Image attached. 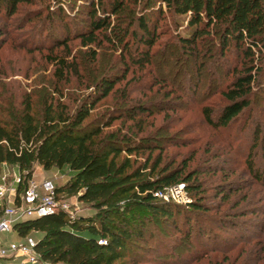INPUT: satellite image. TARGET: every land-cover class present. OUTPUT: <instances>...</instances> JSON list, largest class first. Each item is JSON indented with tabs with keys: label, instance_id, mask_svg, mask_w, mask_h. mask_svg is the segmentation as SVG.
<instances>
[{
	"label": "rangeland",
	"instance_id": "374dc122",
	"mask_svg": "<svg viewBox=\"0 0 264 264\" xmlns=\"http://www.w3.org/2000/svg\"><path fill=\"white\" fill-rule=\"evenodd\" d=\"M91 1L62 0L52 5V0H30L19 4L10 16L0 9V116L8 119L23 109L25 101L40 124L46 106H52L53 114L62 109L70 112L100 76L118 78L111 92L94 105L87 123L97 127L99 121L101 125L108 116L115 117L102 130L125 134L141 146L117 156V162L128 159L130 168L147 158L151 166L159 158L155 173L164 167H185L184 172L196 169L205 209L196 216L183 212L174 223L143 212L148 216L143 237L128 241L129 250L117 264H264V183L248 171L246 164L252 148L255 166L259 171L264 167V143L253 136L256 125L262 130L259 136L264 135V74L250 105L228 127L213 128L204 122L201 107L216 109L225 103L220 91L234 76L232 70L239 67L241 55L232 48L223 55L213 49L194 60L181 50L176 38L185 35L183 17L165 9L159 0H151L146 7L128 3L118 17L111 16L115 23L142 14L148 26H156L159 36L150 61L138 67L129 61L127 52L122 54L101 36L98 45H83L76 37L86 32ZM57 26H70L71 39L66 47L50 50L54 41L46 34L64 37ZM131 26L139 31L136 21ZM43 27L40 39H31L29 33ZM54 55L64 56L71 66L60 80L51 62ZM137 104L149 107L150 113H135L134 117L123 113ZM148 146L154 148L149 150ZM31 165L35 180L52 179L56 187L74 177L67 166L43 169L36 161ZM7 172L12 181L19 173L17 165L3 163L0 173ZM189 196L193 197L186 193ZM56 197L67 212L83 216L97 213L90 204L78 200L77 194L58 192ZM184 216L190 219L189 231ZM134 217L140 219V212L135 211ZM104 220L109 222L113 217ZM219 220H224V225H219ZM199 226L203 232L197 236ZM26 235L38 240L42 233L30 230ZM2 237L17 239L15 232Z\"/></svg>",
	"mask_w": 264,
	"mask_h": 264
},
{
	"label": "trees",
	"instance_id": "16d2710c",
	"mask_svg": "<svg viewBox=\"0 0 264 264\" xmlns=\"http://www.w3.org/2000/svg\"><path fill=\"white\" fill-rule=\"evenodd\" d=\"M28 1L0 0V9L10 16L19 4ZM61 1L52 0V5ZM150 1H91L88 25L84 28L86 32H80L76 37L83 45H98L101 36L112 47L120 49L122 54L127 52L132 64L144 66L150 61L152 46L159 36L156 26H148L142 14L136 17L129 15L127 22L122 20L115 23L111 16L118 17L128 3L146 7ZM159 1L174 15L183 17L185 35L176 38L181 50L194 60L213 49H218L223 55L232 48L241 55L239 67L232 70L234 76L220 91L225 103L216 109L201 107L206 124L213 128L228 127L250 105L251 95L261 83L260 76L264 74V0ZM49 8L47 6L46 10ZM31 19L28 18L29 21ZM135 21L139 31L131 26ZM57 27L64 37L58 39L46 34L54 41L48 47L50 50L66 47L71 39L70 26ZM43 30L44 27L41 31L37 29L29 33L31 39L36 36L35 39H40ZM51 62L56 67L54 74L57 80L62 79L71 68L64 56L54 55ZM117 81L118 78L100 76L92 85L91 92L82 96L78 106L70 112L62 109L53 114L52 106H46L40 124L36 123L30 105L25 101L23 109L10 114L8 119L0 116V166L3 163L17 165L23 182L18 189L32 177L33 161L43 169L67 166L74 172L73 180L56 187V193L77 194L78 200L90 204L97 211L95 215L88 216H70L65 212L47 214L14 226L18 237L25 236L30 230L42 233L36 242V251L45 264H117L129 250L128 241L143 237L148 216H162V219H171L174 223L175 218L184 215L183 212H191L196 216L197 212L205 209L199 196L201 184L197 181L196 169L184 172L185 167H164L155 173L159 158L151 166H148L147 158L140 166L130 168L128 159L117 162L116 158L121 151L131 153L141 146L138 147V142L125 134L118 136L117 131L102 130L115 117L108 116L107 122L99 125V121L97 127H90L87 123L94 105L111 92ZM170 93L167 92V95ZM122 111L127 117H134L135 113H150V108L137 104ZM253 130L255 140L264 143V135L262 138L259 136L262 130L258 125ZM258 143L253 145L257 146ZM146 148L151 150L154 146ZM252 155L251 148L246 160L248 171L264 183V167L259 171ZM177 183H182L185 192L193 195L188 197L186 203L164 200L155 195L158 190ZM135 211L140 212L138 220L134 217ZM143 212H147L148 216ZM108 216L113 217V220L106 222L104 218ZM184 217L189 231L190 219ZM223 221L219 220L218 224L224 225ZM195 232L200 236L203 229L199 226ZM4 261L5 264H21L11 259Z\"/></svg>",
	"mask_w": 264,
	"mask_h": 264
},
{
	"label": "built area",
	"instance_id": "2783aa9c",
	"mask_svg": "<svg viewBox=\"0 0 264 264\" xmlns=\"http://www.w3.org/2000/svg\"><path fill=\"white\" fill-rule=\"evenodd\" d=\"M7 174L0 173V264L11 259L21 264H45L36 251L37 240L29 235L16 240L5 239L3 234L15 232L14 226L24 220L38 218L47 214L67 212L64 204L58 202L56 186L52 179L35 180L29 178L20 189L21 175L15 174L12 181ZM164 200L186 203L188 198L182 183H177L158 190L155 194Z\"/></svg>",
	"mask_w": 264,
	"mask_h": 264
}]
</instances>
